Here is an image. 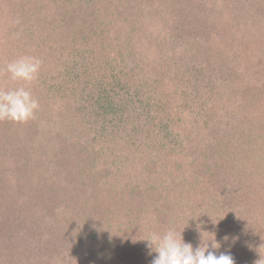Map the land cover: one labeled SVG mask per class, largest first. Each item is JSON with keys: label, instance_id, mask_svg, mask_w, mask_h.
I'll return each mask as SVG.
<instances>
[{"label": "trees", "instance_id": "trees-1", "mask_svg": "<svg viewBox=\"0 0 264 264\" xmlns=\"http://www.w3.org/2000/svg\"><path fill=\"white\" fill-rule=\"evenodd\" d=\"M45 2L43 9L36 10L23 0L20 9L14 8L16 12L7 17L6 22L14 23V27L10 29L1 24L0 46L11 42L19 46V41L26 37L35 48L33 56L42 60L36 89L33 87L35 81L13 83H18L17 87H27L37 99L61 100L56 116L50 115L53 124L59 118L63 123L74 124L88 120L100 125L106 134L120 133L123 150H117L114 163L125 166L116 173L119 184L111 187L101 185L90 189L85 185L80 189L78 183L65 186L64 181H60L63 175L60 180L49 175L47 187L40 177L30 179L27 185L22 183L25 186V192L21 193L23 197L12 196L15 199L14 229L20 224L17 216L21 212L25 214L32 206L47 209L51 198L66 195L70 201L65 200V207L55 210L53 205L47 209L55 215H52L51 225L48 222L50 226L45 228L53 230L54 227V231L45 237L51 240L55 235L57 239L61 236L65 240L71 238L75 249L81 253L88 250L90 261L81 260V264H148L147 258L151 264L155 253L148 254L142 239L169 228L177 232L184 228V241L194 248L201 239L212 238L213 234L209 232H213L221 245L217 254L230 253L235 264H264V206H261L264 202L260 203L259 192L262 191L257 190L258 183L264 179V170H256L261 168L258 167L260 164L264 168V106L259 105L264 98L258 94L259 86L234 94L244 85L237 82L239 79L232 63L219 61L220 67L214 69L213 64L203 65L195 56L192 59L188 56L191 51L198 52L207 32H211L210 19L206 15L212 13L213 8L208 0ZM260 23H264V16ZM254 38L259 41L252 45L241 44L240 40L232 43L236 50L232 59H240V46L244 58L250 59L251 48L262 44V38L256 35ZM110 45H113L111 50ZM18 49L0 51V63L4 66L7 61L17 58L21 52ZM25 53L29 55L28 50ZM188 69L194 71L192 85L196 91L203 87L212 94L217 91L219 97L234 94L231 120L228 114V121L222 124L227 129L215 119L209 121L213 110L209 103L205 110L197 106L190 113L182 110L183 104L180 107L169 103L176 93H171L165 84L187 78ZM41 108L33 119L36 127L45 121L46 113ZM198 116L202 118L197 119ZM11 123L0 121V154L6 155L10 149L12 157L18 161L15 168L24 171L22 166L26 164L20 162V157L25 150L17 149L23 138L18 136L19 129L13 137L9 129ZM200 124L201 129H196ZM188 125L191 131L196 129L195 134L188 132ZM207 128L212 132L227 130L230 139L207 138ZM44 132L47 141L33 143L30 138L26 143L25 160L31 155L36 161L43 162L32 154L33 151L44 154L49 165L47 170L52 166L59 174L69 168H77L80 174L88 172L96 158L91 152L93 149L90 150L91 145L95 144L98 150L104 144L96 138H86L80 130L79 137L84 145L79 141H68L50 128ZM250 135L252 143H249ZM41 138L43 140L42 135ZM231 143H234L233 147ZM7 144L9 148L4 147ZM140 145H147L148 150L136 156ZM82 148L86 149V163L82 160ZM81 161L85 166L82 167ZM126 166L170 194L152 193L151 184L143 186L144 179L139 184L135 181L137 172L133 176ZM192 192L197 194L193 202L189 197ZM161 198L169 206L161 203ZM2 211L1 203L0 217ZM60 213L62 216L58 215ZM6 215L10 219L11 216ZM9 219L5 218L11 223ZM20 235L21 244H28L33 234L28 230ZM136 247H145V250L140 254ZM31 248H36V244ZM40 252L33 253L36 259L31 264H44ZM82 256L87 259L86 255Z\"/></svg>", "mask_w": 264, "mask_h": 264}, {"label": "rangeland", "instance_id": "rangeland-1", "mask_svg": "<svg viewBox=\"0 0 264 264\" xmlns=\"http://www.w3.org/2000/svg\"><path fill=\"white\" fill-rule=\"evenodd\" d=\"M0 33L2 30L1 24L6 25L8 28L12 29L14 27V23H7L8 20L7 17L11 16L16 12L13 10L14 8L20 9V5L23 0H0ZM27 6L43 9V3L46 4L45 0H27ZM208 2L211 4L210 7H212L213 12L206 13L202 12L203 15H206L209 21L208 27L210 28L211 32H207L204 40L202 41L201 47L198 50V52L191 51L188 56L190 59H192L194 56L200 64L207 65V64H213V68L217 69L220 67L219 61H228L232 63L233 66H235L236 75L239 79L237 81V77L235 80L241 85L244 86L241 87V89H236L234 94L241 93L242 91L248 92L252 90L255 86L257 89V86H259L260 90L259 95L263 96L264 98V23H260L262 21V17L264 16V0H208ZM251 4V6H250ZM215 6V7H214ZM250 13V14H245ZM6 17V19H5ZM5 19V23L4 22ZM13 21V20H12ZM213 21H216L213 22ZM215 26V29L213 26ZM255 35L262 40V44L260 47L253 49L249 51L250 59L244 58L242 46H240V59H232V56L235 54L236 50L232 48V43L237 42V40H240V43L243 42L256 43L259 40L254 38ZM261 36V37H260ZM113 41H115L114 36L112 37ZM248 40V41H247ZM18 43L19 46L14 45L12 42L10 44H2L0 46V51H6L9 48H13V50H17V48L20 49L21 52H19L18 57L24 55L25 50H28L29 55H33L35 48L34 46L31 47L32 41H30L28 38L24 37L22 38ZM112 46V47H111ZM235 47V45H234ZM29 48L33 50L30 52ZM34 48V49H33ZM113 49V45H110V50ZM177 51L180 50V48L176 49ZM26 54V53H25ZM175 57H179L178 55H175ZM209 59V60H208ZM190 61V60H189ZM9 61L6 62V64ZM5 64V65H6ZM191 64V63H190ZM2 63H0V69H3L5 67ZM205 69V67H204ZM206 70V69H205ZM194 71H190L188 69L187 78L184 77L180 81L176 80L171 84L170 82L166 85V88L172 93L174 91L176 95L173 97L174 100L169 101L172 105H178L181 107L182 110L184 109L185 112H191L192 108L194 110V107L197 108V106L201 110H205V107H208V103L213 105L212 111V117L209 119H215L216 122L221 123L220 125L223 126V122L228 121L227 115L229 114V119L231 117V111L232 106L231 101L233 99L232 96H221L217 95L218 92L215 91L213 94L211 91H209L207 88H200L196 91L194 89L193 85V75ZM188 79V80H187ZM188 81V83L186 82ZM21 84V81H19ZM18 83H13V81L9 78V74L6 71H0V88H3L4 90H8L10 88L17 87ZM34 89H36V81L33 85ZM178 91H177V90ZM168 91V92H169ZM229 95V93L227 94ZM187 96V97H184ZM242 98V96H239V99ZM40 108L46 113L45 121L38 125L39 127H36L35 122L33 119L27 121L26 123H17L12 122L9 126L10 132L13 133V137H15V132L17 129L18 136L20 135L23 139L20 143V146H17V149L25 150V153L20 157V162L25 165L22 166L24 168V171L18 170L15 168L16 161L10 152V149L7 151L6 155L0 154V204L2 203L4 211H2V215L0 217V221L3 218L2 222L0 223V241L3 240V243L0 244V264H31L33 260L36 259V256L33 253H41L40 258H42L44 264H81L80 261H86L89 263L90 256L88 254V250L83 253L80 252V250L75 249L74 245L71 243L70 239L68 238L65 240L62 236L57 239L54 237V239H46L47 234H52L54 231L48 229V227L51 225L50 220L52 219V215L54 216V213L48 212L47 209L51 206L57 209H61V207H65V200L66 202H69V197L67 198L66 195H60L58 198L53 197L51 198V201H48L47 204H49L48 208H44L43 210H40L38 207L32 206V209H29L24 212H21L17 218H19L20 224H18V227L14 229L15 223L13 222V215L15 214L13 211V204L15 202V199H13V195H16L18 198L23 197L22 192H25V186H23L22 183L27 185V182L30 181V179H40L44 180V186L47 187V183L49 179V175H53L54 177H58L59 180L61 178V175H63V179L60 181H64V185H74L77 184L78 187H84L85 185L90 189H96L98 187H101V185H107L109 187L113 186V184L118 183L119 176L116 174L118 172H121L120 167L124 168L125 165L121 163H114L117 159V150H123V139L121 138L120 133H105L104 131H101V128H99L100 125L95 124L92 121L85 120L83 123L80 124H74L73 122H64L60 118L53 124L50 121V115L53 114L56 116L57 107L61 104L60 99L55 98H38ZM264 100L260 102L259 105L264 106ZM213 103V104H211ZM205 104L207 106H205ZM201 106H204L202 108ZM59 111V110H58ZM209 112V111H208ZM188 113V114H189ZM201 116H198L197 119H201ZM231 120V119H230ZM44 123L46 125H44ZM255 124L260 125L259 122H256ZM41 126V127H40ZM202 124L198 125L196 129H201ZM75 127V129H74ZM189 131L186 126V131L190 133L191 129L190 126ZM227 129V126H223ZM38 128V129H36ZM50 128L52 132L58 131L63 137H65L68 141L75 140L79 141L81 144L84 145V141L81 140L79 137V130L80 132L89 139L96 138L97 141L104 143L101 145L100 149H96V145L92 144L90 147L91 152L94 153V156H96L95 163L91 169H89L88 172H84L82 174L79 173V170L73 168L69 170H64L61 174L58 172L56 173V170L54 167H50L47 170V160L46 156L40 155L37 152L33 151L34 156L39 157L43 162L44 159L46 160L45 163L40 162L39 160L36 161L35 158L29 157L28 160H25L26 155V149L24 146L28 145L26 143L31 141L34 143V141H47L46 138V132H44L46 129ZM74 129V131H72ZM196 129L191 132L195 134ZM207 130H209L207 128ZM201 131V130H200ZM9 132V133H10ZM39 132V133H38ZM202 132V131H201ZM204 134H207V132L203 131ZM202 132V133H203ZM225 131L220 132H212L209 130V134H207V138H218L220 136L222 140L230 139L228 137V133ZM222 134V135H221ZM41 135L43 136V140L41 138ZM52 134L50 135V137ZM224 136V138L222 137ZM33 137V138H32ZM250 142L252 143V136L250 135ZM256 138H254L255 140ZM232 141H235L234 139ZM14 142L17 143V140L14 138ZM30 146V144H29ZM147 145H143L140 148L137 149L136 156L143 155L142 152H146L148 148H146ZM234 146V143H231V147ZM249 146V144H248ZM5 148H9L8 144L4 145ZM7 150V149H6ZM82 160L86 163L87 161L84 159L86 158V149L82 148ZM141 150V151H140ZM22 151V150H21ZM85 154V155H84ZM25 156V157H24ZM93 157V155H92ZM81 161L82 167L85 166V163ZM130 172L135 176L137 172L136 180L135 177L132 178L133 181H138L139 184L143 180V186H147L148 184H151L153 181L146 179V177H139L138 171H136L133 168H130L126 166ZM257 168V171H263L264 168L260 164ZM23 175L26 178H23ZM82 182V183H81ZM264 182V179L260 183H258L259 186H257V190L260 188L262 193H264V184L261 185ZM59 184V182H57ZM28 183V187H29ZM119 184V183H118ZM173 184V183H171ZM76 185V186H77ZM190 188V187H188ZM153 190V191H152ZM150 191L152 193L156 192L160 196H163L165 194H170L166 189L163 188H157L154 184H151ZM191 189L187 192L190 193ZM262 197H260V203L264 202V194L259 192ZM197 194L189 195V197H192V202L196 201L195 197ZM166 199V198H165ZM169 199V198H167ZM161 203H163L165 206H169V203L162 200V198L159 200ZM62 202V203H61ZM165 202V203H164ZM34 203V202H32ZM68 205V203H66ZM36 206V205H35ZM261 206H264L262 204ZM46 207V206H45ZM43 208V205L41 206ZM44 212V213H42ZM17 213V212H16ZM28 213V214H27ZM36 213V214H34ZM10 215V219L7 217V215ZM4 215H6L4 217ZM59 216H62V213L58 214ZM235 216H238V213H234ZM5 218L9 219L12 223L6 222ZM4 221V222H3ZM50 225H48L49 223ZM48 225L47 228L45 226ZM14 229L13 232L11 230ZM30 230L32 232L31 240L26 243H22L21 235L24 234ZM46 236V237H45ZM54 236V235H53ZM149 236V235H147ZM36 244V248H31ZM2 248V249H1ZM145 247H136L138 252L144 251ZM127 249H124V253ZM221 247L217 250V253ZM22 252V253H19ZM83 255H86L87 259L83 258ZM127 254V253H126ZM131 254V253H130ZM139 254V253H138ZM129 255V254H128ZM156 255V253L152 256ZM142 262L145 261L142 256L139 257ZM146 262L150 263V258L146 259ZM112 263V262H111ZM112 264H118L112 263Z\"/></svg>", "mask_w": 264, "mask_h": 264}, {"label": "clouds", "instance_id": "clouds-1", "mask_svg": "<svg viewBox=\"0 0 264 264\" xmlns=\"http://www.w3.org/2000/svg\"><path fill=\"white\" fill-rule=\"evenodd\" d=\"M41 65L42 60L39 57L22 55L9 61L0 71H6L12 81L31 84L37 80ZM39 108L38 99L27 87L20 86L8 90L0 88V121L26 123L35 118ZM183 229L177 232L169 228L161 233L153 232L142 239L146 242L148 254L156 253L151 264H235L230 253L217 254L221 245L215 239V233L209 232L213 237L201 239V243L194 248L190 242L184 241ZM224 239L227 240V236Z\"/></svg>", "mask_w": 264, "mask_h": 264}]
</instances>
